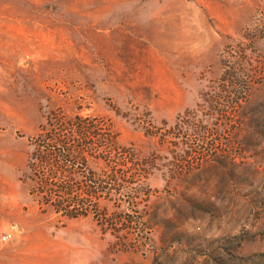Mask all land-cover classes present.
I'll return each mask as SVG.
<instances>
[{
  "label": "rangeland",
  "instance_id": "rangeland-1",
  "mask_svg": "<svg viewBox=\"0 0 264 264\" xmlns=\"http://www.w3.org/2000/svg\"><path fill=\"white\" fill-rule=\"evenodd\" d=\"M59 110L150 162L103 202L128 245L30 195ZM0 264H264V0H0Z\"/></svg>",
  "mask_w": 264,
  "mask_h": 264
},
{
  "label": "trees",
  "instance_id": "trees-1",
  "mask_svg": "<svg viewBox=\"0 0 264 264\" xmlns=\"http://www.w3.org/2000/svg\"><path fill=\"white\" fill-rule=\"evenodd\" d=\"M30 145L29 193L38 206L67 220L93 214L102 226L112 227L109 232L123 240V246L128 245L131 228L124 232L117 226L122 204L110 212L103 202L129 192L140 180L146 182L150 162H140L132 147L122 145L107 120L67 110L53 112L30 136Z\"/></svg>",
  "mask_w": 264,
  "mask_h": 264
},
{
  "label": "built area",
  "instance_id": "built-area-1",
  "mask_svg": "<svg viewBox=\"0 0 264 264\" xmlns=\"http://www.w3.org/2000/svg\"><path fill=\"white\" fill-rule=\"evenodd\" d=\"M3 239H7V235H4V236H3Z\"/></svg>",
  "mask_w": 264,
  "mask_h": 264
}]
</instances>
